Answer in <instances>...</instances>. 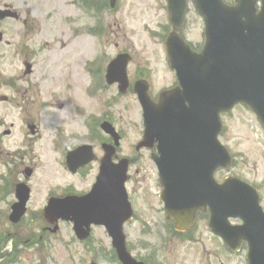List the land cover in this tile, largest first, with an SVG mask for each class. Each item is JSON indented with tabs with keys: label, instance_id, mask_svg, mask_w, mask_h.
I'll use <instances>...</instances> for the list:
<instances>
[{
	"label": "rangeland",
	"instance_id": "rangeland-1",
	"mask_svg": "<svg viewBox=\"0 0 264 264\" xmlns=\"http://www.w3.org/2000/svg\"><path fill=\"white\" fill-rule=\"evenodd\" d=\"M226 1L229 3L232 0ZM57 2L60 7L56 11L54 22L42 29L43 32L53 31L57 40L62 39L63 42L55 44L54 50L44 53L48 69L41 66L30 78L36 80L47 76V84L41 89V93H56L58 98L53 102L54 108L40 116L42 135L39 140L30 138L24 129L28 141L27 165L35 169L29 213L19 224L12 225L7 221L10 199H7L5 191H0V264H117L104 228H92L90 239L80 242L74 237L68 223L59 224L57 232L52 234L47 230L43 231L45 226L31 213L38 212L46 195L56 194L55 190L62 194L65 189L75 187V190L85 192L95 183L96 166H93L89 175L86 172L85 179H82L85 175H65L60 166L61 152L52 145L57 131H63L61 139L73 132L78 136L90 135L85 126H82L84 119L79 116L81 113L94 115L96 120L100 114L105 113L122 136L118 157H125L131 162L127 188L135 212L126 235L136 255L150 257L148 264H246V252L242 251L239 255L228 254L206 223H199L195 233L190 235L193 236V242L190 243L175 234L171 220H164V213L161 211L163 205L159 200L162 189L157 169L150 159L154 153L148 149H134L141 141L143 131L141 109L136 97L129 92L118 96L116 88L107 87L104 82L102 86L96 82V85L91 84V78L84 71V75L80 72L85 64L91 62L96 49L92 41L89 44L78 40L72 42L71 34L73 29L81 30V26L89 24V21L68 6V0ZM192 8L189 7L183 35L194 48H199L203 43V26ZM164 12L162 3L158 0H121L118 14L105 21L112 27L110 32H115V43L119 48L114 49L113 42H108L105 49H101L103 55L99 60L100 66H105L117 50H129L132 55L130 75L136 76L141 69L147 70L149 93L154 100L175 81L174 76L168 72V66L164 65L165 54L160 57L161 54L158 53L164 51L163 43L150 35H160L158 25L166 24ZM73 18L76 19V26L70 23ZM96 69L93 68L92 71L94 77ZM88 86H95L92 94L88 96L83 92L78 96L79 91ZM71 87L76 95V101L74 97L72 100L73 107L68 106L71 105L70 102L67 103L70 94L73 96ZM56 103L65 104L64 109L58 110ZM77 110L84 112L79 111L81 113L77 114ZM33 119L38 122L36 117ZM221 122L219 142L231 156L233 166L229 171L219 170L214 178L218 183L226 178H233L248 184L255 189L264 209V128L248 108L241 106L222 115ZM17 136L14 133L4 139L10 145V150L14 149ZM80 136L79 138H83ZM61 141H57L61 151L71 148L70 143L63 144ZM92 142L96 144L97 139ZM76 143L77 141L72 145H77ZM138 222L147 227L139 226Z\"/></svg>",
	"mask_w": 264,
	"mask_h": 264
},
{
	"label": "water",
	"instance_id": "water-1",
	"mask_svg": "<svg viewBox=\"0 0 264 264\" xmlns=\"http://www.w3.org/2000/svg\"><path fill=\"white\" fill-rule=\"evenodd\" d=\"M190 1L204 23L203 51L200 55L193 54L178 36L167 38L169 63L176 72L180 88L163 94L157 107L148 100L143 84L134 85L145 126L141 145L147 146L160 129H167L176 121L184 133L199 137L200 152L198 157L194 155V161L168 166L166 162L157 161L163 177L167 172L173 173L172 167L180 171L173 179L163 178L166 189H172L171 199L168 192L165 193L167 214L173 216L176 226L182 229L189 224L196 210L208 206L212 231L232 251L238 249L240 240L245 241L247 264H264V213L255 192L236 180L228 179L218 186L212 179L217 168L230 167V158L216 138L221 127L219 114L230 111L235 104H244L264 127V0H234V6L225 5L222 0ZM185 2L167 0L174 30L182 23ZM128 60L127 55L118 56L107 67L106 83H117L120 93L128 87L125 72ZM101 129L117 142L109 124H103ZM84 150L89 149L83 147L68 156L71 172L85 164L82 156H88L87 160L84 157L86 163L92 160L86 152L81 155ZM74 157L79 159L77 165L73 163ZM107 157L102 161L100 176L89 195L52 199L43 211V217L54 226L58 220L72 221L80 240L88 237L90 224L103 225L119 262L136 264L125 251L121 232L123 222L130 217L129 205L125 199L118 198L123 191L125 163L110 170ZM103 194L107 195V203L101 197ZM27 196L25 188L18 189V203L12 207L9 217L12 223L19 222L25 213ZM227 218L240 219L242 226L230 227ZM56 230L54 227L52 232Z\"/></svg>",
	"mask_w": 264,
	"mask_h": 264
},
{
	"label": "flooded vegetation",
	"instance_id": "flooded-vegetation-1",
	"mask_svg": "<svg viewBox=\"0 0 264 264\" xmlns=\"http://www.w3.org/2000/svg\"><path fill=\"white\" fill-rule=\"evenodd\" d=\"M57 1L58 0H0V191H5L7 199H10L9 202L7 201L9 206V212L6 218L7 221L11 212V207L15 202V190L18 185L23 184L27 186L30 191L26 215L29 213L33 197L32 182L34 181L33 175L35 168L27 165L29 163L27 155L28 141L27 137L24 135V129L29 133L31 136L30 138L39 140L42 135L40 116L42 117L43 113L52 110L54 108L53 102L58 98L56 93H41V89L47 84V76L36 80L30 78L41 66L42 68L45 67V69H48L46 66L48 61L45 59L44 53L54 50L53 46L55 44L63 42L62 39H60V41L57 40L56 36L52 34L53 31L43 32L42 29L43 26L50 24V22H54V16L60 7ZM77 1L82 5L78 9H82V7L84 9V7H86L87 10L92 11L93 14L88 16L90 19L88 22L89 27H85L81 30H72L71 41L78 40L88 44L90 41H94L95 46L102 47L101 44L107 43L113 36V34L109 32L110 27H108V22L105 21L108 17L117 13L120 0L117 1L114 9L109 8V0H68L67 4L73 7L74 10ZM108 8L110 11L107 10ZM113 38H117L116 34H114ZM115 48H118L117 44H115ZM99 60H101V57H99L98 61L93 65V68H97L94 78L98 80L104 78L105 72V66H100ZM68 68L69 66H67V69ZM80 70H82L80 72L83 73V69L81 68ZM135 75V77L140 78V80L148 79V74L144 73L142 70ZM72 87L70 89L71 93L75 91ZM83 92H85V89L79 91L78 96L83 94ZM43 96L45 99H43ZM73 97L76 101V95L74 93L73 96L70 94V98L67 101V103L70 102L71 105H68L70 107L74 106V102H72ZM56 107L58 110H62L65 104L59 105V103H56ZM79 116L83 117V126L87 129L86 131H89L90 135L82 136L84 140H76L77 145H72L68 151H61L60 155L62 162H64L66 154L69 151L75 150L82 145L92 147L95 162L81 166L76 170L75 174L72 175L74 177H82V175H85L82 178L85 179L93 166H99L100 153L102 151L101 145L104 143L110 144V139L100 134L97 129L101 121L105 122V120H107L106 115L104 119H102L101 116L99 121H94L90 114L85 115L81 113ZM33 117H36L38 122H36ZM14 133L18 135L16 137L17 142H15L14 149L10 150V145L5 143L4 139L12 136ZM93 135H95L96 138H93ZM93 139H97L96 144L92 142ZM56 146L59 147L58 143L54 142L55 150L59 151ZM118 150L119 149L116 150L114 159L118 158ZM57 154L59 153L57 152ZM78 162L79 159L74 157L73 163L77 165ZM87 171L88 173L86 175ZM92 185L89 186L90 189ZM87 191L89 192V190ZM87 191H77L74 187V190L70 193L66 192L61 195L57 191L56 194L49 193L46 195L43 204L38 207L39 211L35 213L32 211L31 213L36 216L39 223L45 226L42 228L43 231L48 230L49 228L43 222L42 218V210L47 200L54 196L80 197L81 194ZM161 211L164 213L162 208ZM163 215L165 221L171 220L165 217V214ZM208 219L209 215L207 212L197 214L193 221V226L186 232L179 233L180 237L190 243L193 242V236L190 235L195 233L200 222L208 225ZM171 221L174 227V222L173 220ZM138 225L147 227L141 222H138ZM172 229L174 230V228ZM179 234H177V236H179ZM127 245L128 250L133 254L136 261H143L147 264L138 254L136 255L134 253V249L131 248L133 247L132 245L128 244V242Z\"/></svg>",
	"mask_w": 264,
	"mask_h": 264
}]
</instances>
